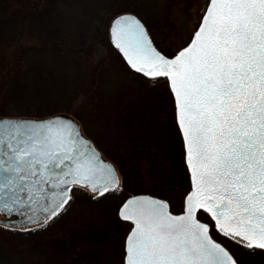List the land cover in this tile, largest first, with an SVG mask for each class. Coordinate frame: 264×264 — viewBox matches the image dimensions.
Instances as JSON below:
<instances>
[{"label":"snow or ice","instance_id":"1","mask_svg":"<svg viewBox=\"0 0 264 264\" xmlns=\"http://www.w3.org/2000/svg\"><path fill=\"white\" fill-rule=\"evenodd\" d=\"M197 8L188 38L170 49L134 13L109 24L130 74L164 85L189 176L178 208L144 193L119 205L123 264H240L235 248L264 251V0ZM74 186L97 196L123 188L73 116L0 115V213L47 223Z\"/></svg>","mask_w":264,"mask_h":264},{"label":"rangeland","instance_id":"2","mask_svg":"<svg viewBox=\"0 0 264 264\" xmlns=\"http://www.w3.org/2000/svg\"><path fill=\"white\" fill-rule=\"evenodd\" d=\"M87 1L84 7L81 3L57 7V11L61 13L55 16L56 21L52 24V28L57 32L58 41L63 42L67 37L73 38L71 34L80 27L82 21L70 20V18H82L80 15L82 10L86 11L90 18L97 0ZM113 1L116 0H100L107 6V11L111 7H116L112 5ZM128 1L132 7L138 9L155 42L165 49L175 48L188 38L192 27L191 19H194L198 12L197 5L202 6L205 2V0ZM111 14L110 18L109 15H105V19L101 22V27L107 30V33L110 21L115 16L113 12ZM87 22L88 20L83 22L84 25ZM26 34L28 32L24 30L21 35ZM27 39L29 43H36L33 38ZM109 44L110 41L101 42L97 48L84 54L83 63L76 67L65 68L55 61L49 63V71L55 73L51 74L52 77L55 76L51 80L58 79L57 81L62 84V92L58 97L56 95L52 97V103L62 107L71 96H74L73 107L79 114L78 119L74 118L79 121L85 135L92 140L102 155L115 162L120 175L124 172L127 180L136 185L139 191L137 194H159L165 189L166 184L170 185L169 174L176 177L178 169L182 170L183 167L181 142L172 122V105L164 85L153 87L146 80L134 77L124 65L125 62H120L121 57L118 58L117 54L110 50ZM103 57L105 59L101 62ZM62 76L64 80L60 79ZM150 166L156 171L151 170ZM85 192L91 194L86 189L76 186L72 196L79 199ZM182 193L181 191L178 195L180 201ZM122 199L118 191H115L101 201L107 205V208L105 207L107 210H112L119 207ZM77 207L69 202L62 209L61 215L71 213L67 220L68 226L73 225L74 219L80 218L77 215L81 212ZM69 209H73V212ZM84 217L87 223L91 220L97 221V223L91 221L96 227L103 224L105 218L95 215L94 212ZM55 221L47 222L44 228L45 226L55 228L53 225ZM110 225L111 223L105 228ZM118 226L114 224L111 231L110 229L101 231L99 228L87 229L83 225L82 229H85L86 233L68 240L67 261L75 263L80 261L82 264H122L124 246L123 241L118 238L120 235ZM26 229L20 228L15 232L12 227L1 224L0 239H7L6 242L11 243V235L12 239L17 238L11 245L17 246L22 238L21 231ZM128 231L129 229H126L125 237ZM36 256L38 257L37 252ZM0 259L2 264L23 262L19 257H14L13 253L3 255ZM246 264H264V262L259 257H253Z\"/></svg>","mask_w":264,"mask_h":264},{"label":"trees","instance_id":"3","mask_svg":"<svg viewBox=\"0 0 264 264\" xmlns=\"http://www.w3.org/2000/svg\"><path fill=\"white\" fill-rule=\"evenodd\" d=\"M102 2L97 0L90 18L83 10L80 14L82 18H70V20L74 19L82 22L79 24L80 27L71 34L73 38L67 37L61 42L56 39L57 32L52 28V24L56 21L55 16L61 13L57 11V7H68V5H78V3H81L84 7L88 3L87 0H0V115L43 118L63 113L76 119L79 118L77 110L73 107L72 99L74 96H71L62 107L52 103V97L54 95L58 97L62 92V84L57 81L58 79L51 80L55 77L54 75L52 77L51 74L55 73L49 71V63L55 61L65 66V68L76 67L83 63L82 56L84 54L97 48L101 42L109 43L107 30L101 27V22L105 19V15H109L110 18L112 12L113 15L124 11L132 12L145 22L138 9L132 7L127 0L113 1L112 5L116 7H111L108 11L107 6ZM86 20L88 22L84 25L83 22ZM24 30H27L28 34L21 35ZM28 37L33 38L36 43H29ZM109 45L110 50L120 58L115 48L111 44ZM102 59L101 62L105 58ZM120 62L124 63L123 60ZM124 65L126 64L124 63ZM60 79L64 80L63 76ZM184 165L186 166L183 160L182 170L177 168V176L174 177L169 174L171 175L170 185L166 184L164 190H161L159 194H155L160 198L170 199V203L175 208H178L181 203L178 198L179 193L183 192L189 183L187 168ZM150 168L154 172L156 171L155 168L151 166ZM120 176L123 188L118 193L123 198V202L129 195L137 194L139 191L136 185L127 180L124 172H121ZM183 176L184 178H182ZM112 192L115 191H109L103 196L85 192L79 199L72 196L69 202H72L75 206L77 205L81 212L77 215L80 218L74 219L72 226L67 225L71 213L61 215V210L60 213L48 221L56 220L53 223L55 228H48L47 226L44 228L45 222L34 226L21 227L27 229L21 231L23 232L22 238L17 246L11 245L12 241L17 240L15 237V239H12L11 235V243L6 242L7 239H0V258L3 255L13 253L14 257H19L23 261L22 264H77L78 262L82 264L80 261L76 263L73 261L68 262L66 256L69 254L68 240L76 235L83 236L86 233L85 229H82L83 225L87 229L99 228L101 231L108 229L111 231L114 224L116 226L120 224L118 226L120 227L118 238L123 241L124 246L125 232L126 229H129V223L118 218V208L107 210V205L101 201ZM69 210L73 212V209ZM91 212H94L97 216L105 217L103 218V224L99 227L92 224V222L97 223V221L87 220V223L84 220L86 218L84 215L87 216ZM110 223V227L105 228ZM12 230L16 232L20 228L12 227ZM8 250L11 252H7ZM234 250L239 257L240 264H246L253 257H259L264 262V251L243 248H235ZM0 263L2 264L1 259Z\"/></svg>","mask_w":264,"mask_h":264},{"label":"water","instance_id":"4","mask_svg":"<svg viewBox=\"0 0 264 264\" xmlns=\"http://www.w3.org/2000/svg\"><path fill=\"white\" fill-rule=\"evenodd\" d=\"M106 161H109L107 159H105ZM85 188H87V190L90 192V193H93V194H96L95 192H93L89 187L87 186H83ZM1 215L5 216V217H10V216H14L13 218L11 219H0V223L2 224H5V225H11V226H15V227H29V226H33V225H37V224H40L42 222H44L42 219H35V223H32L30 222L28 219L25 218V216L23 215H20L18 213H13L11 214L10 216L4 214V213H0ZM118 217L123 220L119 214H118ZM7 221V223H5L4 221ZM124 221V220H123ZM127 222V221H126ZM125 243V242H124Z\"/></svg>","mask_w":264,"mask_h":264},{"label":"flooded vegetation","instance_id":"5","mask_svg":"<svg viewBox=\"0 0 264 264\" xmlns=\"http://www.w3.org/2000/svg\"><path fill=\"white\" fill-rule=\"evenodd\" d=\"M0 216H1V214H0ZM3 217H5V216H3ZM14 216H10V217H8V218H13Z\"/></svg>","mask_w":264,"mask_h":264}]
</instances>
